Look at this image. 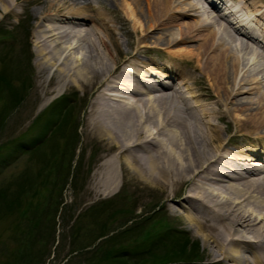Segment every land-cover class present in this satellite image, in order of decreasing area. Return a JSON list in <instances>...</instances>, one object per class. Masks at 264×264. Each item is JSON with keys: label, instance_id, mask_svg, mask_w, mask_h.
Returning <instances> with one entry per match:
<instances>
[{"label": "bare ground", "instance_id": "1", "mask_svg": "<svg viewBox=\"0 0 264 264\" xmlns=\"http://www.w3.org/2000/svg\"><path fill=\"white\" fill-rule=\"evenodd\" d=\"M244 1L263 11L256 0ZM119 2L132 20L130 29L140 48L129 54L130 64L119 73L116 46L112 44V49L108 41L118 42L117 26L97 9L104 10L105 0H50L47 8L52 12L45 17L53 16L59 23L35 42L42 58L39 68L51 75L48 82L60 86L50 93L71 84L98 91L86 126L106 150L90 179L98 187L94 194L116 192L121 167L133 181L166 190L163 210L182 213L203 243L221 256L233 264H264V168L258 167L264 166V145H258L264 141V44L225 14L217 18L211 15L212 8L202 9L206 0ZM17 4L18 0H0V17L18 14ZM64 7L67 10L61 13ZM194 14L197 19H184ZM69 22L76 24L63 25ZM255 22L254 31L264 36V24ZM122 24L127 26L126 21ZM193 41L197 44L190 48L187 44ZM150 42L164 49L173 63L195 57L194 70L207 76L212 93L198 95L196 79L188 86L192 73L186 76L163 63L160 68L165 71L159 75H178L190 96H185L182 86H154L147 76L150 65L157 63L141 60L139 54L148 50L145 43ZM209 101L215 107H208ZM229 117L234 133L249 132L241 141L221 136L215 120Z\"/></svg>", "mask_w": 264, "mask_h": 264}, {"label": "rangeland", "instance_id": "2", "mask_svg": "<svg viewBox=\"0 0 264 264\" xmlns=\"http://www.w3.org/2000/svg\"><path fill=\"white\" fill-rule=\"evenodd\" d=\"M105 1L104 10L97 9L106 12L117 26L118 42L108 41L111 48L116 46L112 49L119 73L130 64L129 54L140 48L130 29L132 20L119 5L120 0ZM49 3L50 0H18V14L0 17V264H233L216 248L204 244L182 213L168 214L163 210L166 190L133 181L121 167L116 192L106 196L94 194L98 187H93L90 179L106 150L101 141L87 132L86 126L98 91L71 84L58 93L49 92L60 86L54 80L48 82L51 75L39 68L42 58L35 45L38 35L59 23L53 16L45 17L52 12L47 8ZM257 4H264V0ZM240 5L246 11L253 8L248 9L244 1ZM63 9L61 13L67 10ZM197 18L195 14L184 17L186 21ZM145 44L148 50L139 54L141 60L157 63L150 65L147 76L155 82L154 86H182L185 96H190L178 76L159 75L165 71L160 68L165 63L167 69L173 66L186 76L192 73L188 86L197 80L194 87L199 94L195 95L212 93L207 76L194 70L195 57L183 58L181 65L168 63L166 51L152 42ZM196 44L193 41L187 45L193 48ZM138 68L142 70L141 66ZM64 96L70 98L71 104L63 118L60 116L61 127L48 139L49 126L43 123L45 112ZM211 102H207L208 107H215ZM215 123L224 140L241 141L249 133L245 129L234 133L232 117ZM34 135L45 141L33 147L29 142ZM160 187L166 188L164 184ZM163 226L164 231L171 226L185 231L182 243L187 241L186 253L175 250L172 258L160 256L166 253L165 246L173 243L168 239L164 245L167 237ZM182 253L198 256L191 260L190 255Z\"/></svg>", "mask_w": 264, "mask_h": 264}, {"label": "trees", "instance_id": "3", "mask_svg": "<svg viewBox=\"0 0 264 264\" xmlns=\"http://www.w3.org/2000/svg\"><path fill=\"white\" fill-rule=\"evenodd\" d=\"M63 99H60V100H56L52 106L47 110V115L48 116V121H50V119L54 116H57V115H60L61 112L63 113V111L66 110L67 108V104L68 102L65 100V101H61ZM166 239L164 240V245L167 244V240H172L173 243H172V246H165V254L164 255H160L161 257H164V258H169L168 256H170V258H172V252L175 251V250H179V251H183V252H187V241L185 243H182L184 240V237L185 235H183L182 233H178V232H175L173 231L172 229H168L166 232ZM161 241H163V238H161ZM192 252V250H191ZM194 252V251H193ZM168 253L170 255H168ZM183 255H190L191 256V260H196L197 259V256L198 254H184L182 253ZM157 256V255H156ZM172 256V257H171ZM171 260V259H170ZM170 260H167L170 261Z\"/></svg>", "mask_w": 264, "mask_h": 264}]
</instances>
